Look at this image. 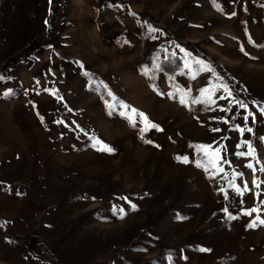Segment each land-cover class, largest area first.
I'll return each instance as SVG.
<instances>
[{
  "label": "rangeland",
  "instance_id": "1",
  "mask_svg": "<svg viewBox=\"0 0 264 264\" xmlns=\"http://www.w3.org/2000/svg\"><path fill=\"white\" fill-rule=\"evenodd\" d=\"M262 138L264 0H0V264H264Z\"/></svg>",
  "mask_w": 264,
  "mask_h": 264
},
{
  "label": "snow or ice",
  "instance_id": "2",
  "mask_svg": "<svg viewBox=\"0 0 264 264\" xmlns=\"http://www.w3.org/2000/svg\"><path fill=\"white\" fill-rule=\"evenodd\" d=\"M209 71H211V69H209ZM230 94H231V93H229V95H230ZM241 106L243 107L244 105H241ZM145 119H147V118L145 117ZM245 119H247V117H245ZM153 127H155V125H153ZM240 131L243 132L244 129L241 128ZM248 131L251 132V131H252L251 128H249ZM262 139H264V138H262ZM149 143H151V141H149ZM249 149H250V152H251V151H254V150L251 149V146H250V145H249ZM106 150L111 151L110 148H106ZM242 155H243V153H242ZM184 160H185V162H188L187 158H184ZM249 167H251V165H249ZM134 207H135V206L133 205V208H134ZM253 211H256V210H253ZM246 214L251 215L250 212H249V213H246ZM261 223H264V220H262ZM201 250H202V251H207V249H201Z\"/></svg>",
  "mask_w": 264,
  "mask_h": 264
}]
</instances>
